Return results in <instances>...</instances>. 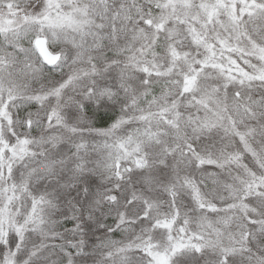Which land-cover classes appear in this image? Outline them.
Instances as JSON below:
<instances>
[{
    "label": "snow or ice",
    "instance_id": "obj_1",
    "mask_svg": "<svg viewBox=\"0 0 264 264\" xmlns=\"http://www.w3.org/2000/svg\"><path fill=\"white\" fill-rule=\"evenodd\" d=\"M0 264H264V0H0Z\"/></svg>",
    "mask_w": 264,
    "mask_h": 264
}]
</instances>
